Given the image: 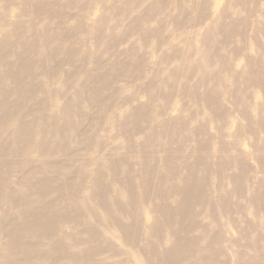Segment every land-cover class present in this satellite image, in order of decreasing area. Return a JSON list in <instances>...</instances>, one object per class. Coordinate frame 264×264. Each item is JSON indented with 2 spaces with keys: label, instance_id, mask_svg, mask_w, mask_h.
<instances>
[{
  "label": "rangeland",
  "instance_id": "obj_1",
  "mask_svg": "<svg viewBox=\"0 0 264 264\" xmlns=\"http://www.w3.org/2000/svg\"><path fill=\"white\" fill-rule=\"evenodd\" d=\"M0 26L11 34L9 39L1 29L0 46L5 48L0 50V73L6 64L16 67L29 60L32 84L17 93L8 86L16 117L6 122L0 112V165L7 163L2 176L22 193L15 194L12 208L0 202L1 247L13 231L11 223L21 227L17 209L22 197L34 200L44 191L39 180L52 181L44 191L49 204H66L72 195L80 199L79 176L88 183L84 161L102 156L116 163L101 178L108 186L117 180L129 186L128 179L155 184L177 174L187 180L203 178L202 187L210 192L212 181H224L228 192L222 199L228 204L220 210L226 214L216 231L209 232L221 241L210 245L207 262L255 264L251 259L257 256L256 264H264V0H0ZM109 28L115 30L106 32ZM52 31L59 36L48 33ZM63 105L71 107L68 113L60 111ZM116 106L125 115L117 116ZM16 120L32 127V143L20 150L28 140L21 135L20 153L8 159L5 152L15 148L9 136ZM40 137L44 148L49 147L48 165L46 150L41 143L39 149L35 146ZM201 158L207 162L198 163ZM204 168L216 170L219 180ZM62 182L69 185L58 200L52 193ZM146 188L139 186V195L135 191L145 207L154 200ZM102 199L95 192V214L110 206L100 213L105 220L94 216L88 222L106 229L89 259H68L81 252L78 240L88 234L87 225L72 219L73 248L46 257L42 242L35 239L34 247L7 249L10 264H136L133 249L143 250V244L133 236L138 227L149 225L153 214L143 215V206L136 209L137 199L117 198L133 216L120 219ZM163 203L175 211L171 198ZM77 207L62 213L76 218L83 213ZM193 208L198 227L210 224L200 206ZM227 216L231 224L224 220Z\"/></svg>",
  "mask_w": 264,
  "mask_h": 264
},
{
  "label": "bare ground",
  "instance_id": "obj_2",
  "mask_svg": "<svg viewBox=\"0 0 264 264\" xmlns=\"http://www.w3.org/2000/svg\"><path fill=\"white\" fill-rule=\"evenodd\" d=\"M140 18L141 15H138L137 21ZM118 27L119 25H117L115 29H117ZM1 29L3 31L4 36L8 37L9 35L10 39L11 34L9 28H6L5 26H0V32L2 33ZM115 29L109 28L106 29V32H111V30L114 31ZM48 33H54L59 36L56 31ZM4 48V45L0 46V50ZM56 51H59V49H56ZM29 66V60L28 62L20 63L16 67L11 64H6L5 71L3 73H0V82L4 83L6 80L5 87L0 86V112H3V115L5 117L3 121L8 122L12 119V117H16V115L13 113L16 109V106H13L10 103L12 92L10 90L6 92V88L9 86L14 93H17L23 89H30L32 87V84L29 83L28 80V77L31 76L30 71L27 70ZM2 74L5 76L2 77ZM93 77H97V74L95 73ZM101 87H104V84H102ZM4 98H8V100L4 101ZM66 106H59L60 111L63 109L64 112L68 113L71 107L68 110V107L65 108ZM116 108L118 113L117 116L120 117L122 115H125L124 112L118 109L119 107L116 106ZM108 118L114 119V116ZM54 125L55 126L53 127V130H56L57 132L59 130V127L56 124ZM21 135H24L26 136V138H28V140H26L25 142V145L22 146V149H20L17 144L20 139H24ZM30 138H32V127L27 126L22 120L14 121L13 133L9 136V140L13 145H15V148L12 152L10 150H7L5 152V157L11 159L13 156H15V154L18 155L17 153H20L18 149H30L32 143V140ZM6 143L7 142L4 141L3 145H6ZM40 143V149L46 150L44 151V165H48L49 162L47 158L49 152L47 151H49V147L46 146L44 148L43 137L37 139V142L35 143V146L38 149ZM32 153H34V150L28 151V154ZM1 158H3V153H1L0 151V161ZM113 161L115 160H110L102 156L98 158L95 157L90 160L86 159L83 164V169L86 171L88 183L85 184V176L79 173L81 175L79 176L81 178V182L79 181V184L83 187V195L80 199L74 195L70 196L67 199L68 204H59L57 202H51L52 204H49L48 202H46V196L44 195V191L46 190V188L51 187L52 181L50 180V177H44V180H39L38 182L43 184L44 191L37 192L36 199L34 200H30L26 196L22 197V204L19 205V208L17 209L20 218H22L21 227L19 229V227L14 226V223H11L13 231L11 232L10 238L4 248L0 246V260H2L1 264H10L12 261V254L6 252L7 249H11L13 247L21 249H28L34 247L35 244L32 240L35 239H38L42 242L40 243V245L44 246V254L46 253V257H50L51 251H62L65 253L67 248H73V246L75 245V238L74 235L70 233L68 229V224L72 219L73 222L74 219H77L82 223L83 226L87 225L88 227L86 228V231H88V234L86 238L78 240L77 244L78 248H82L81 252H79L73 258L68 257V259L73 260L74 258L79 256L83 258V261H85V259H89L87 255L95 249V244L101 243V234L104 233L103 229L106 228L101 227L100 225L92 227L90 226V223L88 221L94 218V216H99L101 220H105L102 218L100 213H102L101 211H106L108 207H110L104 206L101 208V210H99V212L97 211V214H95L96 208L94 206H96L98 203L97 200H93V195L95 194V192H99L103 198V202L106 204H110L115 209V211L117 212V217H120V219L123 217L126 219H132V215H127L128 210H124L123 207L119 206L117 198H121V201L123 200L126 202L130 200L133 203L136 202L137 199V203L136 205H134V207L136 209H138V206L139 208L142 207L144 202H142L139 197H135V191L136 195H139V186H141L142 191L144 187L149 188L150 186H152L151 188H149V190L150 195L154 200L152 201L151 206L148 205L146 207H142L143 215L149 213L151 215L152 213L153 215H151V217H153V219L151 220L150 218L151 222L149 220V225H147L144 229H142V227L139 225L140 228L138 227V230L133 236H139L143 244V250H141L137 246V248H134L135 250L133 249V257L135 259V263L208 264L207 254L210 250V245H218L221 241V237L219 235L213 234V236L210 237L209 232L216 231L215 229L217 227L218 220H223L220 216L226 214L225 212L221 211L220 208L225 205L226 200L225 198L222 199V197L228 192L226 189L227 186L225 188L224 181H222L221 183L219 181H215V179H217V176H215L217 175L216 170L205 168L203 169L206 173L210 174L211 178L213 177L215 181H212V190L210 192H207V187L203 189V178L198 177L200 178L198 180V178L195 177L194 179L187 180L183 179L181 175L177 174L175 175L177 176L175 178L168 176L163 181L155 182V184L154 182L149 181V179V182L147 183L145 179H142L141 181L135 179H128L127 182L130 184L129 186L125 183L121 185V183H119L120 181L118 180L112 182L108 186V184L105 185L102 182L101 178L103 177V175L107 174L108 171H111L114 165H116V163H114ZM141 161L142 160L138 158L139 165H142ZM199 161L200 162L198 163H202L203 161H206V159L201 158ZM6 164L0 165V202L6 201L5 203H8L9 208H12L14 206L11 203L12 200L15 198V194L19 196L22 193L21 189L10 188L9 183L7 182L8 179L2 176V172L4 171V167H6ZM164 166L166 169H170V166L167 164V161L164 162ZM56 167L52 168L59 169V167ZM103 171L106 172L102 173ZM144 177L147 178L146 176H143L142 178ZM217 180H219V177ZM32 185L36 186V183ZM68 185L69 183L67 182L60 183L58 185L59 187H57L56 189L57 191L53 192L52 195H55L58 200L61 199L63 197L62 189H64ZM106 186L111 187L114 190L116 189V195H112V193L108 191ZM155 189H157L158 192H156ZM98 190L102 191L100 192ZM133 191L134 197L132 198L131 195ZM206 192L209 194H207ZM158 193L160 194V197L158 196ZM158 198L163 199L159 200ZM167 198H171L175 203V205L172 207L175 208V211L171 208H168V206L164 205L163 202ZM40 204L44 205L42 209L38 208ZM75 204H78V207L76 208L77 211L83 210L84 214L81 213V215L77 216L76 218L64 216L62 212L72 209ZM227 204L228 201L226 205ZM195 206H200L203 209L202 215L210 220V224L203 225L201 227H198L195 224L194 219H196L198 216L193 211V207ZM9 211L10 210H6L7 213ZM157 212L161 213V215H157ZM223 218L224 220L227 219L226 223H232V220H230L228 216ZM189 220L193 222L191 226L186 225ZM122 221L126 222V220ZM120 226L124 229L129 228L128 225H125L123 223ZM194 231H196L197 234L193 233ZM2 249H5V252L1 254ZM139 251H144V253L140 254ZM191 258L193 259L194 263L190 261ZM256 259L257 256H254L251 261L256 264ZM241 264H245V262L241 261Z\"/></svg>",
  "mask_w": 264,
  "mask_h": 264
}]
</instances>
